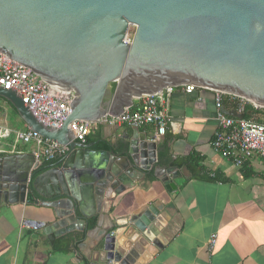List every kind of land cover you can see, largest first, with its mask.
Here are the masks:
<instances>
[{
  "label": "water",
  "instance_id": "water-1",
  "mask_svg": "<svg viewBox=\"0 0 264 264\" xmlns=\"http://www.w3.org/2000/svg\"><path fill=\"white\" fill-rule=\"evenodd\" d=\"M0 52L74 96L71 115L54 129L0 87L27 129L69 148L52 165H41L33 153L0 155V208L52 209L54 220L42 226L51 243L87 230L108 201L151 172L171 192L173 179L186 171L162 167L156 139L138 131L98 149L74 140L71 122L118 116L143 95L185 84L264 108V0H0ZM149 213L130 221L160 247L151 236L156 216ZM97 257L95 264H132L111 232Z\"/></svg>",
  "mask_w": 264,
  "mask_h": 264
},
{
  "label": "crops",
  "instance_id": "crops-1",
  "mask_svg": "<svg viewBox=\"0 0 264 264\" xmlns=\"http://www.w3.org/2000/svg\"><path fill=\"white\" fill-rule=\"evenodd\" d=\"M186 85L173 87L170 95L163 91L161 105L168 106L174 121L164 135H157L155 126L134 129L122 125L116 130L99 125L86 142L110 143L138 131L156 139L158 163L162 154L160 165L167 169L194 153L199 164L175 167H185L186 171L173 179V191L169 192L155 175L150 181L135 182L113 203L107 202L104 215L94 216V228L87 226L75 237L57 236L53 243L44 227L23 226L24 220L31 224L52 222V209L25 203L4 205L0 208V264H95L108 232L116 235L117 248L129 254L132 264H264V159L255 156L237 167L214 152L210 143L217 129L215 92L200 87L189 94L184 90ZM240 102L232 95H223V107L229 115H241L237 111ZM138 103L135 99L133 107ZM9 138H0L1 156L34 154V143L31 149L16 148L17 144L5 147L12 144ZM61 159L41 165L57 164ZM144 212L156 216L157 231L151 236L160 247L130 221ZM214 233L217 243L208 251L207 241Z\"/></svg>",
  "mask_w": 264,
  "mask_h": 264
},
{
  "label": "built area",
  "instance_id": "built-area-1",
  "mask_svg": "<svg viewBox=\"0 0 264 264\" xmlns=\"http://www.w3.org/2000/svg\"><path fill=\"white\" fill-rule=\"evenodd\" d=\"M0 87L14 91L22 102L30 109L33 115L45 126L58 129L63 126L72 113L70 103L73 97H68L53 87H48L40 77L30 68L0 52ZM200 88L195 84L184 87L186 93H193ZM168 95L173 87L166 88ZM215 92V116L217 129L211 140L214 152L230 160L237 167H243L253 157L264 159V121L243 116H231L223 107L221 91ZM233 96V95H232ZM241 102L238 113L243 114L247 100L234 96ZM139 103L133 108H126L120 115H105L98 121L75 120L69 124L74 140L86 142L89 136L99 125L127 126L140 129L146 126H155L157 135L166 133L169 126L174 124L168 106H163V91L156 94L143 95L138 98ZM250 103V102H249ZM14 134L16 140L23 143L35 144L34 156L40 164L49 163L67 154V145H61L43 138L36 131H13L0 127V138ZM2 151V149H0ZM23 226L41 228L44 223H33L24 220ZM217 234H211L207 241L208 251H212L217 243Z\"/></svg>",
  "mask_w": 264,
  "mask_h": 264
},
{
  "label": "trees",
  "instance_id": "trees-1",
  "mask_svg": "<svg viewBox=\"0 0 264 264\" xmlns=\"http://www.w3.org/2000/svg\"><path fill=\"white\" fill-rule=\"evenodd\" d=\"M7 103L9 104V102H7ZM13 110L15 111V109H13ZM242 115H243L244 118H253L254 117V118H256L259 121H264V108L258 109L253 104L247 102L245 104V110H244ZM88 139H89V137L87 136L86 142H88ZM96 148H105V149H107V146L105 144H103V143H99V144L96 145ZM162 160H163L162 154H159V164L163 163ZM199 162H200L199 157L197 155H195L194 153H191V154L187 155L182 162L173 163V165H174V167H180L181 164H186L187 166L190 167L191 164H194V163L195 164H199ZM191 171L196 175V173H195L196 170L194 168H191ZM153 178H154V174H153V172H151V174L149 175V179H147V180L150 181ZM96 222H97L96 218L90 219V222L88 224V228L89 229L94 228L95 225H96ZM86 264H88V263H86Z\"/></svg>",
  "mask_w": 264,
  "mask_h": 264
},
{
  "label": "rangeland",
  "instance_id": "rangeland-1",
  "mask_svg": "<svg viewBox=\"0 0 264 264\" xmlns=\"http://www.w3.org/2000/svg\"><path fill=\"white\" fill-rule=\"evenodd\" d=\"M0 97V125H6L13 131H26L27 126L25 122L20 118L17 112H15L11 106L7 104V102ZM6 106V107H5ZM12 141V144L5 145V147H12L14 144L17 146L16 148H25V149H31L33 142L31 143H23L21 140H16L14 137V134L11 133L10 138ZM3 141V140H2ZM6 141V140H4Z\"/></svg>",
  "mask_w": 264,
  "mask_h": 264
}]
</instances>
